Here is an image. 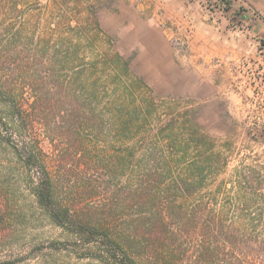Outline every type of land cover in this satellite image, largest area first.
<instances>
[{"label": "rangeland", "instance_id": "1", "mask_svg": "<svg viewBox=\"0 0 264 264\" xmlns=\"http://www.w3.org/2000/svg\"><path fill=\"white\" fill-rule=\"evenodd\" d=\"M128 1L0 0V263L106 264L38 204L32 146L62 202L134 232L137 264H264V64L229 51L207 81L186 39L127 29Z\"/></svg>", "mask_w": 264, "mask_h": 264}, {"label": "crops", "instance_id": "2", "mask_svg": "<svg viewBox=\"0 0 264 264\" xmlns=\"http://www.w3.org/2000/svg\"><path fill=\"white\" fill-rule=\"evenodd\" d=\"M224 1L225 8L201 0H129L122 12L132 22L127 29H136L142 39H186L208 81L229 51L247 52L264 64V0ZM168 55L171 67L173 54Z\"/></svg>", "mask_w": 264, "mask_h": 264}, {"label": "trees", "instance_id": "3", "mask_svg": "<svg viewBox=\"0 0 264 264\" xmlns=\"http://www.w3.org/2000/svg\"><path fill=\"white\" fill-rule=\"evenodd\" d=\"M117 108H123V106H118ZM12 111L13 120H18L17 117L21 118V108H15ZM120 118H117L116 123L118 125H124L125 120L122 117ZM2 121L3 118L0 117L1 125L4 124ZM195 135L196 131H190V134L187 136V141H193ZM166 150L164 154L166 158H172L175 153H179L181 157L186 158L189 154V148L187 146L175 150L174 146L169 144ZM196 153L198 155L194 160L198 156L200 158L202 155L200 150H196ZM21 158L24 160L27 168H34L39 174L38 182L34 188V194L38 204L48 214L55 225L70 231L83 244L95 245L97 249V253L95 254L97 260L106 264H137L134 259L137 256L133 253L131 245V240H135L137 237L135 234L133 235L134 232L111 229L102 218H96L94 221H90L89 218L83 217L80 211L71 209L65 202H62L56 195L58 184L54 183L43 166H39L41 164L34 154L32 146H27V150H23ZM198 165V162H190L186 170L195 173L194 171L199 169ZM19 261L5 262L4 264H16Z\"/></svg>", "mask_w": 264, "mask_h": 264}]
</instances>
